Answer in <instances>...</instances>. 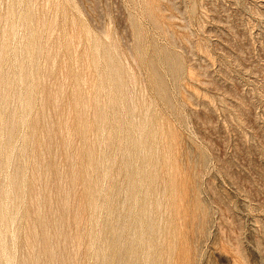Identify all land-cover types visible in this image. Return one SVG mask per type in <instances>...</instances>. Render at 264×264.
<instances>
[{"label":"rangeland","instance_id":"374dc122","mask_svg":"<svg viewBox=\"0 0 264 264\" xmlns=\"http://www.w3.org/2000/svg\"><path fill=\"white\" fill-rule=\"evenodd\" d=\"M0 264H264V0H0Z\"/></svg>","mask_w":264,"mask_h":264},{"label":"bare ground","instance_id":"6f19581e","mask_svg":"<svg viewBox=\"0 0 264 264\" xmlns=\"http://www.w3.org/2000/svg\"><path fill=\"white\" fill-rule=\"evenodd\" d=\"M10 158H11V157H10ZM23 161H24V160H23ZM6 201H7V200H6ZM6 210H7V209H6ZM10 221H11V219H10ZM12 240H13V239H12ZM5 245H6V244H5ZM12 248H13V246H12ZM5 253H6V252H5ZM5 253H4V254H5ZM2 255H3V254H2ZM5 257H6V256H5ZM7 259H8V258H7ZM14 259H15V258H14Z\"/></svg>","mask_w":264,"mask_h":264}]
</instances>
